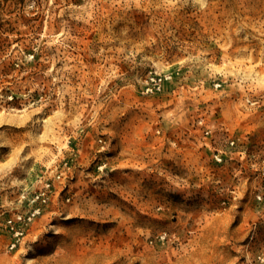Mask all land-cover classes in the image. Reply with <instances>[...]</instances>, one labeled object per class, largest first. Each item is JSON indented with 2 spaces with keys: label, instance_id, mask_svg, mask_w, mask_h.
Masks as SVG:
<instances>
[{
  "label": "rangeland",
  "instance_id": "rangeland-1",
  "mask_svg": "<svg viewBox=\"0 0 264 264\" xmlns=\"http://www.w3.org/2000/svg\"><path fill=\"white\" fill-rule=\"evenodd\" d=\"M46 180L0 264H264V0H0V193Z\"/></svg>",
  "mask_w": 264,
  "mask_h": 264
},
{
  "label": "built area",
  "instance_id": "built-area-1",
  "mask_svg": "<svg viewBox=\"0 0 264 264\" xmlns=\"http://www.w3.org/2000/svg\"><path fill=\"white\" fill-rule=\"evenodd\" d=\"M154 80L156 79L154 78ZM199 123L203 126V136L211 138L205 144L209 150H212L213 160L216 163L223 164L225 159H230L234 160V163L241 162L242 164L246 152L244 139L231 135L228 128L221 125L219 133L225 142L220 144L219 139L213 134L214 130L204 123L203 118ZM52 187L53 184L46 180L43 181L42 187L33 191L31 195H28L23 189L0 193V247L3 250L6 252L14 250L22 243L26 227L40 214L41 206L48 204ZM257 198L261 200L264 195L258 194Z\"/></svg>",
  "mask_w": 264,
  "mask_h": 264
}]
</instances>
